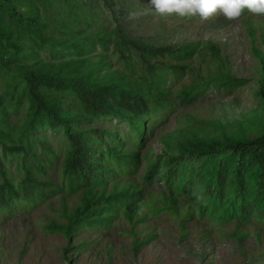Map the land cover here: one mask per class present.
Returning a JSON list of instances; mask_svg holds the SVG:
<instances>
[{"label":"trees","instance_id":"trees-1","mask_svg":"<svg viewBox=\"0 0 264 264\" xmlns=\"http://www.w3.org/2000/svg\"><path fill=\"white\" fill-rule=\"evenodd\" d=\"M123 2L0 0V209L58 195V215L45 228L65 238L67 261L88 242L77 238L84 227L119 216L131 230L168 213L179 237L195 220L200 234L258 239L264 114L231 130L191 123L161 135L160 153L145 148L148 129L178 104L209 88L233 90L247 78L230 73L211 41L157 45L132 36L118 22ZM252 51L260 59L256 94L264 109V53ZM194 56L208 58L215 71L204 75ZM154 182H161L157 191ZM133 234V251L155 235Z\"/></svg>","mask_w":264,"mask_h":264},{"label":"rangeland","instance_id":"rangeland-1","mask_svg":"<svg viewBox=\"0 0 264 264\" xmlns=\"http://www.w3.org/2000/svg\"><path fill=\"white\" fill-rule=\"evenodd\" d=\"M123 4L125 10L118 16V22L132 36L157 45L211 41L218 45L230 73L247 78L233 90L209 88L190 104H178L167 118L148 129L145 148L150 147L152 154L164 150L161 135H174L191 123L216 122L231 130L235 123L249 127L264 114L256 94L260 59L252 51L255 47L264 53V15L247 12L228 20L217 14L201 20L199 16L157 15L149 0H124ZM194 57L193 66L204 75L215 71L208 58L204 63L200 57ZM178 87V83L172 84L173 91ZM58 145L53 142L55 148ZM54 178H58L57 173ZM157 186L161 182H154L155 190L159 189ZM73 200L70 197L69 203ZM59 205L58 195H52L37 200L33 206L22 203L12 212L0 209V264H264V232L258 239L248 235L237 241L215 230L200 234L201 227L192 220L187 224L188 232L179 237L176 221L168 213L150 215L144 224L132 230L121 216L108 225L84 227L77 238L86 237L88 242L67 261L61 250L65 238L45 228L47 219L58 215ZM152 229L154 237L133 251V233L139 236ZM253 229L248 226L249 231ZM228 231L231 227H227L225 232Z\"/></svg>","mask_w":264,"mask_h":264},{"label":"clouds","instance_id":"clouds-1","mask_svg":"<svg viewBox=\"0 0 264 264\" xmlns=\"http://www.w3.org/2000/svg\"><path fill=\"white\" fill-rule=\"evenodd\" d=\"M149 5L157 15L199 16L201 20L217 14L234 20L245 9L254 15H264V0H149Z\"/></svg>","mask_w":264,"mask_h":264}]
</instances>
